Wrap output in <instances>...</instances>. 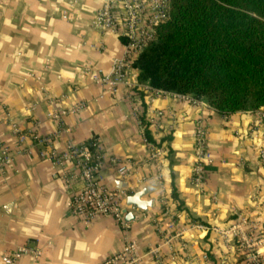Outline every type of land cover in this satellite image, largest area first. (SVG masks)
<instances>
[{
  "label": "crops",
  "instance_id": "obj_1",
  "mask_svg": "<svg viewBox=\"0 0 264 264\" xmlns=\"http://www.w3.org/2000/svg\"><path fill=\"white\" fill-rule=\"evenodd\" d=\"M99 7V0H0V140L13 153V167L0 173V264H8V255L23 246L37 248L40 256L34 259L26 252L18 264H100L126 241L143 256L141 264H157L147 255L155 247L163 264H234L230 247L219 246L213 232L189 224L223 226L242 212L264 229V165L257 157L264 108L223 116L206 105L148 90L117 102L85 71L107 73L122 55L119 36L92 26ZM51 99L62 109L84 104L65 117L69 131L57 142L58 149L68 140L96 137L106 152L133 164L125 178L107 167L102 171L110 188H123L127 196L142 191L141 200L150 203L140 214L126 213L128 230L108 217L79 220L70 212L71 187L59 169L40 159V148L17 152L10 122L23 131L38 122L35 131L49 133L55 127L47 117ZM141 118L162 150L158 169L146 162L149 147ZM198 122L207 126L212 158L202 189L190 183ZM163 199L173 216L172 228L164 226Z\"/></svg>",
  "mask_w": 264,
  "mask_h": 264
},
{
  "label": "built area",
  "instance_id": "obj_2",
  "mask_svg": "<svg viewBox=\"0 0 264 264\" xmlns=\"http://www.w3.org/2000/svg\"><path fill=\"white\" fill-rule=\"evenodd\" d=\"M100 7L94 14L93 28L99 31L110 30L124 39L122 55L113 60L107 73H99L88 68L85 69L90 80L101 87L111 98L117 102L130 101L135 98L137 91L148 90L154 95H171L193 105H206L202 100L190 96L167 93L161 90L144 87L137 79L138 71L133 67V61L142 50L155 39V29L169 18L170 0H99ZM122 90V96L119 91ZM58 100H48L52 109L47 117L54 122L55 127L47 134L39 135L35 130L39 125L33 122L28 130L19 129L16 124L10 122V130L17 138L18 153H29L34 146L40 148V159L48 162L52 168H57L65 184L71 187L70 212L83 222H91L97 217L103 216L113 219L124 231L129 229V222L125 215L130 213H142L134 205L126 204L127 191L123 188H110L102 176L104 168L113 170L119 177H127L133 164L127 158H119L106 152L98 138H90L84 142L68 140L63 149L57 148V142L68 133L65 117L83 109L80 103L71 109L55 107ZM207 106V105H206ZM264 108V107H261ZM260 108V109H261ZM140 119L139 113H134ZM264 119V111L261 113ZM141 123V122H140ZM144 130L146 126L141 123ZM145 138V137H144ZM31 140V145L26 141ZM149 155L146 162L154 164L158 169L162 157V150L151 142H147ZM259 162L264 165V139L257 150ZM212 163V158L207 147V126L198 122L193 134V160L191 165L190 183L198 189H202L205 182L206 167ZM13 167V153L0 140V173ZM79 188H72L75 185ZM163 216L166 220L164 226L172 228L174 220L170 209L163 199ZM246 225L247 231L244 232ZM157 232L162 235V225L157 226ZM191 229L210 231L223 236H237V245L243 256L242 264H262L264 260L263 240L256 241L253 233L257 227L251 220L236 215L230 226H208L201 222L189 224ZM244 230V231H243ZM262 247H257V245ZM30 252L34 259H38L40 251L28 246L19 247L8 255V264H18L21 256ZM147 255L151 256L157 264H163L159 247L150 248ZM143 256L136 254L134 247L126 241L122 249L116 254L106 258L100 264H141ZM39 264V263H38Z\"/></svg>",
  "mask_w": 264,
  "mask_h": 264
},
{
  "label": "trees",
  "instance_id": "obj_3",
  "mask_svg": "<svg viewBox=\"0 0 264 264\" xmlns=\"http://www.w3.org/2000/svg\"><path fill=\"white\" fill-rule=\"evenodd\" d=\"M133 67L140 83L223 116L264 107V0H170ZM144 137L155 143L147 127Z\"/></svg>",
  "mask_w": 264,
  "mask_h": 264
},
{
  "label": "rangeland",
  "instance_id": "obj_4",
  "mask_svg": "<svg viewBox=\"0 0 264 264\" xmlns=\"http://www.w3.org/2000/svg\"><path fill=\"white\" fill-rule=\"evenodd\" d=\"M236 215H241L242 217H245V218L251 220V222L256 223L257 227H256V229H255V231L253 233V238L256 241L261 240V239L263 240V238H264V231L263 230L264 229L259 225L258 220H254L253 218L247 216L245 213H242V212L235 213L233 220L235 219ZM232 221L228 222L227 224H225L223 226H219V227L223 228V227H226V226H230ZM243 228L245 230V231L244 230L243 231L246 232L247 231L246 225ZM215 235H216L215 239H216V241H217L219 246H228V247L231 248V250L233 252V255H234V264H242L243 256H242V254L240 253V251L238 249V245H237V242H236L237 236L228 235V236H223L222 237L221 235H217V234H215ZM259 246L262 247V245L258 244L257 247H259ZM263 246H264V244H263ZM262 251H263V254H264V247H263ZM262 264H264V260H263Z\"/></svg>",
  "mask_w": 264,
  "mask_h": 264
},
{
  "label": "water",
  "instance_id": "obj_5",
  "mask_svg": "<svg viewBox=\"0 0 264 264\" xmlns=\"http://www.w3.org/2000/svg\"><path fill=\"white\" fill-rule=\"evenodd\" d=\"M143 195V192H135L129 196L126 197V203L127 205H134L138 209L142 211H147V208L149 207L150 203L142 201L141 197ZM127 219H133V216L131 214H128Z\"/></svg>",
  "mask_w": 264,
  "mask_h": 264
}]
</instances>
